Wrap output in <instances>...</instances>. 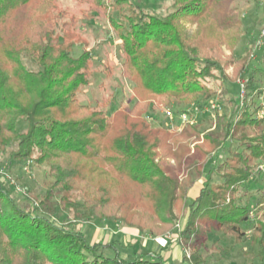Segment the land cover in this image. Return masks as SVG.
<instances>
[{
	"label": "trees",
	"instance_id": "16d2710c",
	"mask_svg": "<svg viewBox=\"0 0 264 264\" xmlns=\"http://www.w3.org/2000/svg\"><path fill=\"white\" fill-rule=\"evenodd\" d=\"M235 1L173 0L172 10L160 15L144 12L134 0H77L87 18L108 17L121 41V76L134 86L132 107L108 115L106 103L91 106L79 98L91 84L94 59L77 18L60 0H0V153L15 144L14 160L47 165L54 180L30 210L20 207L0 181V264H176L120 241L92 242L75 227L81 218L120 222L155 237L177 230L184 250L189 245L183 240L193 237L196 244L182 264H205L198 246L212 229L242 241L251 209L239 206L237 195L253 176L261 177L256 169L264 161V99L255 78H249L243 105L239 91L232 101L233 117L215 110L218 131L195 145L200 163L188 171L184 161L193 162L186 140L199 136L201 125L187 124L174 136L142 117L154 105L203 108L218 94L209 85L218 73L225 92L227 83L250 71L254 45L234 56L244 35ZM257 1L264 11V0ZM186 23L197 26L191 36ZM77 45L83 52L74 57ZM230 66L233 77L226 73ZM21 119L27 122L24 131L18 129ZM201 178L205 181L193 199L190 191ZM55 189L61 192V208L75 212L74 222L55 223ZM261 216L251 243L264 263Z\"/></svg>",
	"mask_w": 264,
	"mask_h": 264
},
{
	"label": "rangeland",
	"instance_id": "374dc122",
	"mask_svg": "<svg viewBox=\"0 0 264 264\" xmlns=\"http://www.w3.org/2000/svg\"><path fill=\"white\" fill-rule=\"evenodd\" d=\"M140 8L146 13H154L166 15L172 10L173 0H134ZM63 8L69 10L78 20V30L82 33L89 42V49L93 55V76L91 78L90 86L82 89L79 93V98L83 104L91 106H100L106 103L105 112L110 115L120 108H130L135 102L133 96V83L121 76V64L123 63V55L121 49V41L116 34L113 27L110 26L107 16L88 15L87 11H83L85 6L77 4V0H60ZM84 7V8H83ZM233 9L237 11L242 22L244 35L238 44L234 56L235 59L243 56L251 46L254 47V56L250 63V71L242 74L247 83L251 75L255 78V83L259 88L264 87V36L262 37V30L264 29V11L263 4L257 0H236L233 4ZM115 18L123 20L117 11L111 10ZM186 32L189 36L193 35L197 26L196 24L186 23ZM258 40L262 41L260 46L256 43ZM83 52V47L77 45L73 48L72 55L78 57ZM229 52H227L228 54ZM25 64L29 68H34L29 59L24 56ZM110 68V73H109ZM234 68L230 66L226 73L233 77ZM238 80V79H237ZM221 79L211 80L209 85L218 90L216 97L212 98L203 108L196 106H179L172 105L170 107H162L154 105L143 118L151 123L153 127H160L167 129V131L174 136L180 135L186 130V125L194 126L201 125V134L199 136H192L190 140H186V145L191 148V155L189 156L193 164L188 165L186 158L183 159V171H188L200 163L194 148L198 143L203 142V135L207 133H216L218 125L216 122V111L219 114L235 115L233 100L238 96V84L227 83L225 86L227 90L224 92L220 85ZM217 107L213 109L211 104L214 100ZM212 102V103H211ZM179 106V107H178ZM186 108V109H185ZM185 109V110H183ZM216 110V111H215ZM168 111L172 112V116L168 115ZM186 113L190 118L189 121L181 119V114ZM189 120V119H188ZM27 128V122L24 119L20 120L18 124L19 131H24ZM237 147V144H232V150ZM16 150V145L12 144L7 147L4 152L0 153V181H2L8 192L16 200L17 204L27 210L37 207L43 196H45L48 189H50L54 180L49 175V168L47 165H37L33 160L16 161L13 159L12 153ZM227 157V153L222 154ZM212 161V158L210 159ZM203 162H206L203 160ZM170 165L176 166L174 159H169ZM179 175L183 178L184 172ZM205 181L201 178L195 184V187H200ZM213 181L219 183L221 177L218 174L213 175ZM264 191V180L257 175L245 183L239 194L237 195V204L239 206H248L251 210L258 206L262 200V193ZM61 192L55 189V195L52 199L58 213L53 218L55 223L59 226L75 221V212L71 210H63L60 206ZM81 203V201H80ZM256 213L260 214L255 219L250 218L247 222L242 224V230L245 235L241 242H237L233 236L224 235L221 232L212 229L209 234L207 242L204 245L198 246V253L202 255L205 264H264L259 256L258 248L251 243V235L254 223L257 220L263 219L261 216L263 211L257 208ZM76 229L87 234L92 242L105 241V243L114 240H121L126 237L125 232H130L128 227H125L120 222L109 223L106 221L95 222L90 219H79L75 221ZM185 218L181 216L179 223L184 225ZM177 231V230H176ZM171 232L168 236H173L177 232ZM149 233V232H147ZM150 234V233H149ZM151 235V234H150ZM154 238V235H151ZM177 239V237H171ZM142 239H140L141 242ZM184 245L196 244L195 238L183 240ZM123 242V241H122ZM123 244V243H122ZM125 248L130 246V243L123 244ZM190 253L192 252L191 249ZM183 249V256L186 254ZM182 256V257H183Z\"/></svg>",
	"mask_w": 264,
	"mask_h": 264
},
{
	"label": "crops",
	"instance_id": "0c3cea01",
	"mask_svg": "<svg viewBox=\"0 0 264 264\" xmlns=\"http://www.w3.org/2000/svg\"><path fill=\"white\" fill-rule=\"evenodd\" d=\"M200 187H194L190 191V197L196 198L199 194ZM124 239L122 238L120 241L121 243H130V245L134 246V249L136 252L139 253H153V254H160L164 259L169 260L170 262L176 263V264H182L184 256L182 243L177 239H172L173 236H165V237H154L149 233L141 234L138 231H135L133 229H130V232H125ZM140 239H142L141 242ZM105 242V241H103ZM183 256V257H182ZM186 264V263H184Z\"/></svg>",
	"mask_w": 264,
	"mask_h": 264
},
{
	"label": "built area",
	"instance_id": "2783aa9c",
	"mask_svg": "<svg viewBox=\"0 0 264 264\" xmlns=\"http://www.w3.org/2000/svg\"><path fill=\"white\" fill-rule=\"evenodd\" d=\"M262 37L264 36V29L262 30ZM262 44V41L261 40H258L256 45L257 46H260ZM237 84H238V87H239V98L241 100V105H243L245 99L247 98V94H248V90H247V82L243 79V78H238L237 80ZM260 91H261V99H264V87L260 88ZM216 102H218V99H216L212 104H211V107L213 109H215L217 107V104ZM263 105V103H262ZM168 115L169 116H172V112L171 111H168ZM260 116L261 117H264V109L260 112ZM181 119L184 120V121H189L190 122V118H188L189 116L186 114V113H182L181 114ZM189 119V120H188ZM186 121V122H187ZM256 172L262 177L264 178V161L260 162L257 166V169H256ZM257 208H260L261 211H263L264 213V193L262 195V200H261V203H259V205L254 208L253 210H251V218L252 219H255L256 218V211H257ZM260 216V214H259ZM176 237H178L177 234H175ZM186 256L189 258L191 253H190V250L189 249H186Z\"/></svg>",
	"mask_w": 264,
	"mask_h": 264
}]
</instances>
